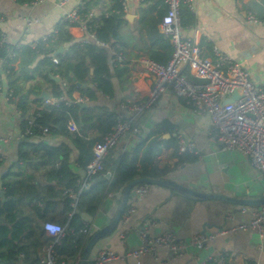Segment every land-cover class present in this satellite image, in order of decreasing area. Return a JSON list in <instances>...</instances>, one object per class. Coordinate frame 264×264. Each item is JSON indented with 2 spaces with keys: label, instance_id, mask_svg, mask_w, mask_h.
<instances>
[{
  "label": "crops",
  "instance_id": "0c3cea01",
  "mask_svg": "<svg viewBox=\"0 0 264 264\" xmlns=\"http://www.w3.org/2000/svg\"><path fill=\"white\" fill-rule=\"evenodd\" d=\"M58 1L48 0L31 9L21 1L0 0V33L6 34L11 43L18 42L22 47H26L53 33L62 23L64 15L72 11L84 12L87 9V12H93L94 17L89 21L96 29L100 26L97 22L106 12L111 16H125L127 22L119 28L118 38L113 41V46L117 52L126 55L128 61L118 64L111 58L114 56L106 50L110 55L108 65L111 73L114 74L117 70V74L111 79L113 96L110 98L97 92L96 102L91 103L88 97H84L88 101L83 104L86 107H104L113 114L114 120L116 118L135 120L145 129L146 134L142 137L150 136L147 144L154 138L161 142L165 141L162 152L155 156L151 164L163 172L159 180L171 181L205 194L244 200L264 198V174L252 166L248 156L237 151H221L218 142L212 138L210 116L198 114L193 103L168 91L154 108L140 115L122 109L121 104L137 103L146 99L152 87L151 79L138 66L137 59L145 56L161 63H166L170 59L171 45L169 43L166 48L164 44V40L168 39L156 36V33L160 34L158 26L167 11L165 0H126L124 14L114 13V10L119 8V0H69L62 8L57 5ZM195 3V13L186 7L182 8L181 31L186 38L192 39L200 46L201 57L213 60L215 58L213 48L217 47L223 54L242 63L256 85L263 86L264 26L248 23L246 16L253 13L264 20V0H195ZM29 16L38 19L39 24L26 31L25 19ZM68 31L73 43L80 44L84 32L79 27L68 28ZM71 44L59 47L56 54L65 53ZM51 59L57 63L54 56ZM23 63L20 55L9 73L3 70V65L0 66V74L6 80V87H9V82L14 90L22 88L24 93H27L34 85L39 84L42 87V94L50 97L51 86L48 81L37 73L30 72L36 63L33 62V65L26 63L23 77L15 79V75L23 70ZM30 75L34 77L28 79ZM187 75L189 79L197 81L188 72ZM53 79L58 83L61 81L57 76ZM1 83L3 84V81ZM16 96L12 107H7L0 101V136L7 137L19 133L23 121L46 107L44 98L43 104L36 103V96L31 93L28 97L31 109L23 115L17 105L19 92ZM80 96L81 93L77 91L73 93L72 98ZM70 126L72 132L78 131L75 124L71 123ZM180 133L195 143L199 155H191L195 156L196 160L178 168L181 157H177L173 150L179 144ZM97 136V131L93 130L88 138ZM31 141L50 147L69 146L72 150L71 171L76 178L84 176L85 167L78 162L79 153L69 138L50 135L44 139L35 137ZM139 142L133 137L121 140L114 149L113 157L117 159L123 152L131 151ZM2 152L4 155L0 158V203L4 204L8 200L3 185L5 177L10 186L20 188L17 197L21 193L26 195L29 192L31 195L36 191L39 193L40 201H25L26 206L21 208L23 211L20 209L16 211L32 226L43 227L45 223L68 225L64 204L55 195L61 193V189L65 187L61 178L56 175L61 164L38 156L22 159L19 157V143L4 144ZM160 156H163L164 161L156 165L155 160ZM121 199L120 193L106 192L93 216L80 214L83 227L84 223H90L91 231L88 237L83 235L76 237L80 238L78 241L80 245H77L79 250L83 252L91 238L113 221ZM242 208L243 206L224 201L189 198L175 188L151 185L149 193L137 204V212L129 224H123L120 220L115 231L94 246L89 254L88 263L94 264L99 252L109 251L119 258L106 264H195L196 257L199 261L205 262L214 252L226 255L223 264H264V243L261 244L258 235L252 231H240L217 238L203 250L191 246L198 234H209L231 225L250 223L257 208L248 207L247 212H243ZM230 213L235 214L234 221L228 219ZM148 220L156 223L149 230L150 236H158L165 232L176 234L189 246L186 253L181 257H175L166 251H160L158 261L149 255L125 258L130 252L142 246L139 230ZM47 242L45 241L43 245ZM62 255L70 257L67 253Z\"/></svg>",
  "mask_w": 264,
  "mask_h": 264
},
{
  "label": "built area",
  "instance_id": "2783aa9c",
  "mask_svg": "<svg viewBox=\"0 0 264 264\" xmlns=\"http://www.w3.org/2000/svg\"><path fill=\"white\" fill-rule=\"evenodd\" d=\"M48 0H32L25 4L26 7L34 9ZM69 0H59L57 5L64 7ZM144 1V0H137ZM167 5L166 14L161 19L158 26L159 33L170 41L172 55L167 64H161L149 57H140L137 59L138 66L144 74L152 81V87L146 99L131 104H121L122 109L140 115L151 110L156 106L160 98L168 91H172L176 97L186 99L195 105L198 114L209 115L212 121V138L220 145L223 152L237 151L249 157L252 166L264 174V85L257 86L249 71L243 67L242 63L231 59L223 54L217 47L213 48L214 59L201 57V48L195 44L192 39L186 38L182 31L181 10L186 7L192 13L196 11L195 0H165ZM119 8L114 10L116 14L126 12V0H119ZM111 14L106 12L105 18ZM94 17L93 12L72 11L66 13L62 23H66L69 28L79 27L84 32L81 41L82 45H92L102 50L110 52L116 60V63L128 61L126 55L115 50L113 44L99 39L95 33V25L89 19ZM246 21L257 26H264V20L250 13L246 16ZM39 24V20L29 16L25 19V29L28 31L33 26ZM57 31L44 36L41 40L30 44L32 49H36L41 43L48 40L55 41ZM21 44L11 43L6 34L0 33V51L5 56L0 58V66L9 73L17 60L18 52L21 50ZM187 72L197 81L188 78ZM62 86L66 88V83ZM234 94L237 98L231 102L224 103L232 99ZM15 100L13 89L4 87L0 84V101L7 107H12ZM87 98L82 96L69 100L63 95L61 98H49L45 100V106L59 109L62 104L71 107L76 104L85 103ZM40 117L38 112L32 114L27 119V126L19 133L3 137L0 136V158H3L2 146L7 143H20L28 138L39 137L44 139L49 137L48 128H40L38 134L34 136V130L37 128V121ZM112 129L102 138L99 143L93 147V159L85 166L84 176L76 178L73 187H63L61 192L64 196L70 198V207L72 216L78 207L79 200L83 193L90 190L95 176L108 178L112 175L106 171L104 160L113 151L121 140L127 137L135 139L144 136L145 129L133 119L116 118ZM75 129V127H73ZM178 146L174 149L177 157L186 154L199 155L194 142L180 133L178 134ZM163 156L157 157L155 164L160 165L163 162ZM187 162L179 164V167L185 166ZM151 185H136L130 193L128 205L121 217L123 224H129L137 212V204L149 193ZM132 201V202H131ZM131 202V203H130ZM253 217L248 224H235L230 227L221 228L209 234H198L194 237L191 246L198 250H203L209 243L215 239L225 237L229 234H237L240 231H252L259 237L261 244L264 243V204L256 207ZM243 212L248 211V207L242 208ZM228 219L234 221L235 214H228ZM155 222L148 220L142 224L139 230V236L142 246L127 257L139 258L144 255L151 256L158 261L160 251H166L175 257L183 256L188 245L180 240L176 234L165 232L158 236H150L149 230L155 226ZM90 223H84V227L76 232L68 225H59L45 223L43 230L49 239L47 244L40 248L38 264H83L82 250L77 248L74 256L62 255L59 248L67 234L77 237L83 235L88 237L91 231ZM262 246V245H261ZM119 258L113 252H99L94 264H106L111 260ZM25 255H19L22 262ZM226 255L221 252H214L205 262L199 261L196 257L195 264H223Z\"/></svg>",
  "mask_w": 264,
  "mask_h": 264
},
{
  "label": "trees",
  "instance_id": "16d2710c",
  "mask_svg": "<svg viewBox=\"0 0 264 264\" xmlns=\"http://www.w3.org/2000/svg\"><path fill=\"white\" fill-rule=\"evenodd\" d=\"M15 1L27 4L32 0ZM87 11L86 9L83 13ZM126 22L125 16L112 15L105 18L103 14L97 22L100 26L95 29V33L99 39L113 44V41L118 38L119 28ZM68 28L66 23H61L55 28L57 31L55 41L43 42L36 49H32L30 46L22 47L18 52L17 59L20 55L22 56L24 61L23 70L15 75V79L23 77L26 63L30 65L34 62L36 66L30 72L32 74L37 73L42 79L48 81L51 86L49 91L51 98L59 99L65 95L67 99L72 100L73 93L77 91L81 93L82 97H88L91 103L96 102L97 92L111 98L113 96L111 79L117 74V70L114 74L110 71L108 65L109 53L92 45L73 43ZM156 36L162 39L161 34L157 35L156 33ZM169 43V40H164L166 48ZM66 44H71L68 50L63 54H56L57 49ZM4 56L5 53L0 51V58ZM52 56L57 59V63L52 61ZM111 58L115 59L114 57ZM168 62L159 63L167 64ZM56 76L61 80L59 83L53 79ZM31 77H34V75L28 76V79ZM2 78L3 75L0 74V84H2ZM63 83H66V88L62 86ZM8 86V88L14 90L9 82ZM18 92L17 105L23 115H26L31 109L28 105V97L31 93L35 94L36 103H44V99L41 98L42 87L39 84L34 85V88L27 93L19 88L15 93L16 99ZM80 105L66 107L62 104L59 109L45 107L36 111L40 114L37 121V127L39 128L34 130L33 135L36 136L40 128H48L49 133L53 136L69 138L79 153L78 162L85 167L93 159L94 145L112 129L115 123L113 114L109 113L104 107H81ZM23 122L22 130L27 126V120ZM71 123L77 126V132L71 131ZM93 130L97 131V138H88ZM32 138L19 143V157L22 159H28L32 156L45 157L50 162L60 163L61 168L56 175L61 178L65 187H73L76 176L71 171V148L67 145L50 147L43 143L35 144L31 141ZM149 138L150 136L137 138L140 141L139 144L133 147L131 151L123 152L117 159L113 157L114 150L109 153L104 160V166L106 171L112 174V178L95 176L92 187L82 194L77 210L71 217H69L72 213L70 198L63 197L62 192L55 194L59 197L58 200L64 204L63 208L68 217L66 221L70 228H73L76 232L80 231L83 227L80 214L93 216L106 192L122 195L127 184L138 178L159 180L162 177L163 172L151 166V164L155 156L162 152L166 143L154 138L147 144ZM195 160V156L187 154L181 156L180 161L181 163H190ZM3 185L5 186V197L8 200L4 204L0 203V264H21L19 255L22 253L25 255L23 264H38L39 250L45 241L49 239L45 237L43 227L39 225L32 226L27 219L23 218L22 214H18L16 211L18 209L22 210V206H26L24 205L25 201H40L39 193L37 191L33 195L30 192L27 195L21 193L17 197V194L20 193L18 192L20 191L19 187L10 186L5 177L3 178ZM79 239L70 233L67 234L63 245L59 248V252L74 256L77 248H79L77 245H80V242L78 243Z\"/></svg>",
  "mask_w": 264,
  "mask_h": 264
},
{
  "label": "water",
  "instance_id": "95a60500",
  "mask_svg": "<svg viewBox=\"0 0 264 264\" xmlns=\"http://www.w3.org/2000/svg\"><path fill=\"white\" fill-rule=\"evenodd\" d=\"M129 19V17H128ZM62 49V48H60ZM3 84L6 87V80L3 78ZM59 81V80H58ZM42 98H44L45 100H48L50 97L49 95L43 93L42 94ZM237 98V95L234 94L232 99H228L226 100L224 103H229L231 102L233 99ZM81 107H86V105H80ZM111 178V175L108 176V179ZM149 184V185H157V186H165V187H172L175 188L178 192H180L181 194L189 197V198H195V199H199V200H217V201H224L233 205H238V206H243V207H258L264 204V198H260V199H237V198H230V197H226V196H222V195H216V194H205V193H200V192H196L193 190H190L188 188H184L182 186H179L171 181H167V180H154V179H148V178H138L132 182H130L129 184H127V186L124 188L123 193H122V199L120 202V206L118 208L117 214L115 216V218L113 219V221L106 226L105 228H103L102 230H100L97 234H95L90 242L88 243V245L86 246V248L84 249L83 253H82V257H83V264H89L88 263V257L89 254L91 253L92 249L94 248V246L101 240L103 239L105 236H107L108 234H111L115 231V229L117 228L121 217L128 205V201L130 198V193L131 190L139 184Z\"/></svg>",
  "mask_w": 264,
  "mask_h": 264
}]
</instances>
